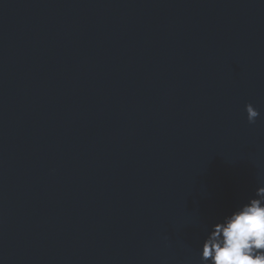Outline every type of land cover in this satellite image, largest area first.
I'll return each instance as SVG.
<instances>
[{
	"label": "water",
	"instance_id": "95a60500",
	"mask_svg": "<svg viewBox=\"0 0 264 264\" xmlns=\"http://www.w3.org/2000/svg\"><path fill=\"white\" fill-rule=\"evenodd\" d=\"M262 186L264 0H0V264H202Z\"/></svg>",
	"mask_w": 264,
	"mask_h": 264
},
{
	"label": "clouds",
	"instance_id": "9594fccd",
	"mask_svg": "<svg viewBox=\"0 0 264 264\" xmlns=\"http://www.w3.org/2000/svg\"><path fill=\"white\" fill-rule=\"evenodd\" d=\"M247 119L254 124L260 112L246 105ZM202 264H264V186L255 198L240 205L213 225L204 240Z\"/></svg>",
	"mask_w": 264,
	"mask_h": 264
}]
</instances>
